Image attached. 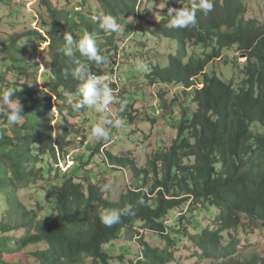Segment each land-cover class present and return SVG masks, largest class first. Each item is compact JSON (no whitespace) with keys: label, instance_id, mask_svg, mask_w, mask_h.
Returning <instances> with one entry per match:
<instances>
[{"label":"trees","instance_id":"16d2710c","mask_svg":"<svg viewBox=\"0 0 264 264\" xmlns=\"http://www.w3.org/2000/svg\"><path fill=\"white\" fill-rule=\"evenodd\" d=\"M6 1L10 0H0V12ZM138 1L99 3L106 14L122 22L125 35L138 28L128 20L132 18L139 19L141 26L153 24L154 35L177 42L170 64L156 66L149 79L153 84L182 85L195 109L185 107L179 117H170L178 134L170 149L154 156L152 172L138 168L130 158L109 153L119 167H133L135 179L144 184L123 194L118 203L104 198L91 179L83 182L78 178V170L62 172L60 162L70 156L73 133L67 116L74 115L73 104L81 99L76 95L80 81L71 72L77 62L94 75L113 72L115 32L100 28L96 19L100 15L87 8L88 0L83 5L88 12L75 11L73 16L67 8L61 11L51 0H42L61 30L52 31L47 24L48 38L40 31L20 35L9 47L11 56L0 60L1 78L15 67L29 66L26 58L13 52L21 39L49 43L50 71L43 73L48 93L27 85L20 86L22 92L13 88L12 99L24 96L21 118L12 123L0 115V264H15L12 258L22 254L26 260L34 259V264H85L88 259L113 264L114 254L105 246L120 241L125 231L135 232L139 223L172 246L188 235L182 221L168 225L167 219L178 209L198 231L190 236L191 241L212 264H264V256L258 254L242 260L237 239L264 229V22L246 18L244 0H212L213 10L207 15L197 9L195 26L172 28L167 9L156 14L147 7L140 13ZM193 4V0L167 1L175 8H191ZM150 17H160V21L152 23ZM65 32L76 40L85 32L94 33L99 54L106 61L97 64L75 46L73 56L65 55ZM234 47L238 55L227 64L242 75L239 82L206 70L214 59L223 58L224 51ZM239 52L246 54L243 63ZM200 78L202 87L197 86ZM3 90L0 87V92ZM54 107L62 118L57 127L52 120ZM53 175L62 179L60 185L52 184ZM150 175L155 177L152 184ZM31 187L38 200L28 208L19 194ZM209 208L214 214L212 224L201 228ZM105 209L134 215H124L119 223L106 227L100 220ZM142 246L144 255L137 264H170L172 252L148 243Z\"/></svg>","mask_w":264,"mask_h":264},{"label":"rangeland","instance_id":"374dc122","mask_svg":"<svg viewBox=\"0 0 264 264\" xmlns=\"http://www.w3.org/2000/svg\"><path fill=\"white\" fill-rule=\"evenodd\" d=\"M51 1L58 10L67 8L72 16L75 11L87 13V8L94 11L95 15H106L99 0H88L87 8L83 6L85 0ZM164 2L165 0H139L137 10L144 13L148 7L153 10L152 12L160 14L163 10L172 7L170 6L172 4L164 5ZM193 2L198 4L199 0H193ZM244 3L248 8L246 18L254 17L264 22V0H244ZM51 16L48 8L42 4V0L4 2L0 12V60L11 56L9 47L20 35L40 31L44 37L48 38L45 28L47 24L52 31H60L61 26H58ZM128 20L133 21L134 27L138 25V28L133 33L125 35V26L117 21L120 30L114 33L117 51L112 75L117 77L119 82L114 86V92H111L112 99L106 111L98 112L94 106H85L74 110L73 116H67L73 129L72 136L69 138L70 156L66 157V161L60 162L62 172L78 170L75 172L78 178L82 181L85 178L91 179L101 188V195L104 198L116 203L120 201L123 194L131 189L140 188L144 184L140 179H135L133 167H119L116 160L114 163L109 158V153L117 158H130L134 160L138 168H147L152 172L154 156L170 149L178 134V131L173 128L170 117H179L185 107H190V110L196 107L190 100L191 95L187 96L182 85H171L160 81L153 84L149 79V74L155 70L156 66L166 67L170 64V55L177 53V42L164 36L154 35L153 24L145 23L144 27L139 23V19L128 18ZM149 21L158 22L160 17H150ZM48 45L49 43L45 44L42 40L29 42L23 38L19 41L16 51L13 52L19 58H26L30 64L23 69L15 67L12 72L1 75L0 87L1 90L4 89L0 92L1 96L5 92H11L13 88L22 92L23 88L20 86L23 85L40 90L43 94L48 93L45 89L46 80L43 77L44 72L50 71L51 57ZM22 48L25 51L19 52ZM233 55H238L235 47L225 50L223 58L214 59L206 70L215 72L228 81L239 82L242 75L235 73L227 64L234 57ZM243 55L246 54L239 52V60L242 63L247 58ZM140 64L146 65V68L139 69ZM0 72L3 71L0 69ZM197 83L198 87H202L201 78L197 80ZM22 97L24 96L15 99L20 105ZM72 104L71 102L69 105L72 106ZM53 110L52 120L57 127L62 118L55 107ZM116 120L121 121L120 127L112 126ZM99 123H102L108 133L106 138H97L93 135L92 129ZM257 129L260 130L258 127ZM260 131H263V128ZM54 176L52 184L60 185L62 179L58 177L55 179ZM154 178L152 175L149 176L150 184L153 183ZM105 185H110V188L102 191ZM19 198L28 208L34 207L38 200L32 187L22 189ZM0 206H3L1 197ZM206 213L200 223L201 228L212 224L214 214L210 208ZM184 215L183 210L178 209L167 219L169 226L182 221L183 226L187 228L188 235L182 237L178 244L170 246L159 233L143 229L142 224L139 223L135 232L125 231L120 241L105 246L108 253L114 254L113 264H137L144 255L142 245L145 243L172 252L170 264H212V261L202 256L200 249L191 241L190 236L198 231L191 227L188 218ZM172 237L175 238V235ZM237 239L240 245L238 253L243 256L242 260H249L251 255L264 256V229L247 235L242 234L237 236ZM43 247L40 246V248ZM38 248L39 246L34 247L36 250ZM12 261L15 264L35 263L34 259L26 260L23 254L13 257ZM85 264L100 263L88 259Z\"/></svg>","mask_w":264,"mask_h":264},{"label":"clouds","instance_id":"9594fccd","mask_svg":"<svg viewBox=\"0 0 264 264\" xmlns=\"http://www.w3.org/2000/svg\"><path fill=\"white\" fill-rule=\"evenodd\" d=\"M165 3H167V0H165L164 5ZM197 9L207 15L213 10L212 0H199L198 4H193L191 8L169 7L167 13L171 17L169 26L172 28L195 26L197 23ZM96 19L99 20V26L104 31L117 32L120 30V25L111 14L102 15ZM63 39L65 40L63 51L69 57L73 56V46H75L82 56L97 64H102L107 59L105 56L99 54L94 33L85 32L76 40L71 33L65 32ZM138 67L144 70L146 65L140 64ZM64 75L67 77L69 73L65 71ZM71 76L80 81L76 95L81 99L73 104V109L79 110L85 106H94L98 112L106 111V106L110 103L112 96L111 89L104 83L105 78L92 74L89 69L79 62H77V66L72 70ZM12 94L13 92H5L0 96V115L6 116L8 121L15 123L21 118L22 108L17 100L12 99ZM120 125L121 121L116 120L112 126L120 127ZM92 132L97 138H106L108 135L102 123L93 127ZM109 188L110 185H105L102 191H107ZM124 215H134V213L129 214L125 210L105 209L100 213V220L106 227H112L114 224L119 223L121 217Z\"/></svg>","mask_w":264,"mask_h":264},{"label":"built area","instance_id":"2783aa9c","mask_svg":"<svg viewBox=\"0 0 264 264\" xmlns=\"http://www.w3.org/2000/svg\"><path fill=\"white\" fill-rule=\"evenodd\" d=\"M112 74H114L113 72L112 73H103V74H100L98 76H101V77H104V83L107 84V86L111 89V92H114L113 91V88L114 86L117 85V83L119 81H117V77L113 76ZM119 80V78H118ZM100 87H102V85H100ZM107 108V106H106Z\"/></svg>","mask_w":264,"mask_h":264},{"label":"water","instance_id":"95a60500","mask_svg":"<svg viewBox=\"0 0 264 264\" xmlns=\"http://www.w3.org/2000/svg\"><path fill=\"white\" fill-rule=\"evenodd\" d=\"M243 56H245V57H246V55H243Z\"/></svg>","mask_w":264,"mask_h":264}]
</instances>
